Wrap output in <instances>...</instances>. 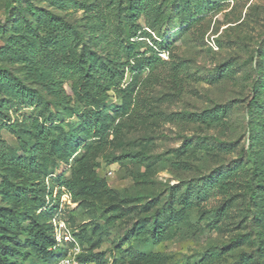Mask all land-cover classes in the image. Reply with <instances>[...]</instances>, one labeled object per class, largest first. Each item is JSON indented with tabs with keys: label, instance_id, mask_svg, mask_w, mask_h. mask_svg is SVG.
<instances>
[{
	"label": "rangeland",
	"instance_id": "1",
	"mask_svg": "<svg viewBox=\"0 0 264 264\" xmlns=\"http://www.w3.org/2000/svg\"><path fill=\"white\" fill-rule=\"evenodd\" d=\"M129 1L139 9L134 24L124 15ZM30 5L40 19L31 16ZM81 49L96 60L118 63V80L100 107L118 113L103 135L89 140L79 135L80 145L72 148L64 139L77 135L82 114L95 109L77 102L63 76ZM132 54L136 57L129 58ZM146 58L139 69L137 60ZM30 65L51 72L60 97L30 82ZM0 67L39 89L48 103L31 105L0 91L8 116L0 124V146L20 155L16 128L50 121L46 126L74 152L54 175L62 172L68 179L81 172V178L86 169L111 192L73 202L61 189L57 219L77 242V256L98 252L107 264H132L118 253L122 243V250L156 255L150 264H242L247 256L264 264V253L254 254L264 215L254 217L244 187L251 165L248 125L258 116L253 88L264 76V0H0ZM262 103L263 98L258 106ZM206 111L218 114L217 120L194 121ZM117 159L121 162L112 163ZM157 213L163 222L174 214L168 237L144 246L132 229ZM71 249L68 245L67 255Z\"/></svg>",
	"mask_w": 264,
	"mask_h": 264
},
{
	"label": "trees",
	"instance_id": "2",
	"mask_svg": "<svg viewBox=\"0 0 264 264\" xmlns=\"http://www.w3.org/2000/svg\"><path fill=\"white\" fill-rule=\"evenodd\" d=\"M31 16L40 19V14L29 7ZM124 15L134 24L139 9L135 4L128 2L124 8ZM11 14L9 19H11ZM54 23V17L49 16ZM132 30V28H130ZM129 31V30H128ZM136 31L128 32L125 39L130 43V39ZM130 33V34H129ZM78 38H83L78 33ZM164 42H159L158 47L163 50ZM133 49V45L128 46L127 52ZM4 55V52H2ZM132 54L129 58H135ZM156 57V56H155ZM155 59L158 60V57ZM148 59H138L137 66L139 69L145 67L144 62ZM118 63H108L102 59L96 60L91 53L81 49L78 53L73 54L71 63L64 68V79L71 82V91L77 102L84 106L94 107L93 111H87L82 114V129L76 134L67 136L64 141H69L72 148L80 145L78 136L81 135L85 140L97 138L106 131L107 123L112 115L118 113V110L109 114L111 108L100 107L105 103L103 95L118 80ZM27 76L31 83L42 87L41 90L52 91L58 94L60 91L59 82L51 77V72L42 66H27ZM0 91L6 95L30 102V104L39 103L41 107L47 108L48 103L42 97L41 91L30 88L26 81L20 77L10 74V71L0 67ZM7 92V93H6ZM254 97L251 101L258 116L248 125L249 127V150L247 161L251 164L250 176L244 181L245 192L249 193L250 200L254 203L256 213L254 217L262 218L264 215V166L261 160L264 159V76L256 82L254 88ZM58 97L59 94H58ZM263 98V103L258 106ZM5 99H0V124L2 119H8L3 112ZM65 104H68L65 101ZM66 109V108H65ZM123 111H129L127 102L123 106ZM74 111V110H73ZM78 112L79 109L77 108ZM75 113V111H74ZM194 121L205 123L206 121L217 120L218 114L214 111H206L201 115H195ZM56 120H54L55 122ZM33 123L28 122V129L16 128L18 138L21 141L18 155L14 150L0 146V264H57L61 259L68 255V245L62 248L56 247V240L52 226V220L58 218L60 213L59 200L64 189L73 202H77L81 197L94 196L103 194L105 197L110 196L111 192L107 189L104 181L99 177L84 169L81 178L70 177L66 179L63 173L54 175V172L66 164L72 157V152L65 149V142L59 141L55 133L46 125L50 121L43 120L39 124L37 120ZM22 133L24 136H22ZM62 133V137H64ZM81 140V138H80ZM127 157V156H124ZM74 158L73 160H75ZM121 162L120 159L113 160L112 163ZM258 163V165H257ZM75 165L83 166L78 160L74 161ZM80 171V170H78ZM226 177H222L223 185H229L223 182ZM218 180H211L213 183ZM59 188L58 194L53 198V189ZM209 185H204L203 189L207 190ZM211 188V187H209ZM203 190V191H204ZM199 192L201 190H198ZM260 194V195H259ZM184 203V202H183ZM187 203V202H186ZM190 204V203H187ZM188 207V206H187ZM167 221L160 220V214H154L146 224L135 225L132 230L136 231L135 237L144 246H154L164 242L167 239L166 227L174 214L166 216ZM262 221V220H261ZM170 225V224H169ZM137 226V227H136ZM118 253L123 255L132 264H150L157 261V256L145 251L134 249L122 250V243L117 246ZM264 253V232L257 233V246L254 254ZM252 256H247L242 260V264H253ZM78 261L89 262L93 264H107L104 253H86L77 256ZM112 264H118L116 260Z\"/></svg>",
	"mask_w": 264,
	"mask_h": 264
},
{
	"label": "built area",
	"instance_id": "3",
	"mask_svg": "<svg viewBox=\"0 0 264 264\" xmlns=\"http://www.w3.org/2000/svg\"><path fill=\"white\" fill-rule=\"evenodd\" d=\"M52 226L54 230V236L56 240L57 249L62 248L64 246H71L72 255H68L67 257L61 259L57 264H93L89 262H83L77 260V254L79 253V246L73 235L68 230L65 222L60 219L54 218L52 220Z\"/></svg>",
	"mask_w": 264,
	"mask_h": 264
}]
</instances>
